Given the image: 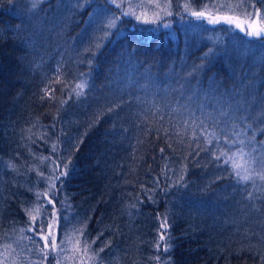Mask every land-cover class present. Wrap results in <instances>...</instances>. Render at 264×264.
I'll return each mask as SVG.
<instances>
[{"label": "trees", "instance_id": "1", "mask_svg": "<svg viewBox=\"0 0 264 264\" xmlns=\"http://www.w3.org/2000/svg\"><path fill=\"white\" fill-rule=\"evenodd\" d=\"M170 2L171 15L140 26L123 14L128 0L122 9L110 0H88L83 8L76 0H44L35 10L30 0H0L3 264H264V199L257 193L253 207L252 183L237 184L230 165L208 150L228 147L233 123L252 124L247 135L257 147L264 143V43L235 24L198 20L184 11L185 0ZM221 2L239 0H193L191 10ZM242 11L218 14L246 19ZM98 12L119 19L98 50L85 52L103 35ZM82 79L88 86L77 96ZM228 105L229 116L220 118ZM207 113V131L220 137L210 145L199 124ZM53 176L52 192L37 201ZM48 199L58 210L57 244L83 227L88 256L104 249L95 261L72 244L46 259L29 251L44 240L28 230L26 209ZM165 216L167 235L157 247ZM40 227L38 221L36 233ZM42 227L47 233L48 224Z\"/></svg>", "mask_w": 264, "mask_h": 264}, {"label": "snow or ice", "instance_id": "2", "mask_svg": "<svg viewBox=\"0 0 264 264\" xmlns=\"http://www.w3.org/2000/svg\"><path fill=\"white\" fill-rule=\"evenodd\" d=\"M44 0H30L31 9L35 10L38 6H40ZM88 0H76L75 7L83 8L85 3ZM112 4H115L117 8L122 9L124 8V0H110ZM192 2L193 0H185L183 5L184 11H191V15L196 17L198 20L201 18L207 19L209 24H218L221 22H225L228 24H235L240 31L244 32L245 35L249 38H255L259 40L261 43H264V12L261 9L256 8V4L259 3L262 7H264V0H239L238 3H230V2H221L219 4H205L203 6V10L200 11H192ZM136 8H153L154 10L151 13V16L148 15L147 11L141 12L139 15L136 14L134 9ZM171 8V2L159 3L155 2V0H149L148 4L140 3V4H133L131 0H128V10L125 11L124 15H133L137 20H142L145 23H155L157 20H160L161 15L167 16L171 15L169 9ZM251 8L252 11H248L247 9ZM222 10H227L229 12H237L240 10L242 11V15L247 18H251L255 15L260 21V26H253V25H246V21H239L233 16L229 15H219L218 13ZM92 16V14H89ZM119 17L113 16L106 20V23L102 25L98 30L103 32L102 36L96 37L95 43L91 44L88 48L85 49V52L92 51L93 49L98 50L101 47V43L109 36L110 30L116 27V21ZM211 51V50H210ZM208 54L206 53L205 56ZM91 63V61H89ZM59 72V68L57 69ZM57 82H59V78H57ZM88 84L86 80H81L79 83L75 85V94L77 96H81L84 94L85 88H87ZM46 95H51V92L46 89ZM63 103V102H62ZM231 111V105H228L227 108H222L218 116L220 118L228 117L229 112ZM205 115V120H200L199 124L202 129V135L204 136L207 144H212L214 140L219 141L220 137L216 134L215 131L208 132L207 131V123L206 120L212 119L213 114L207 113ZM260 119H264V112L259 114ZM232 119L239 120L241 123L248 119L247 116H239L235 117L232 116ZM255 119V118H253ZM187 124V121H185ZM196 122L193 121V124ZM252 128V124L246 123L244 127H240L239 124L233 123L231 129V136L232 138L229 139L228 136H224V144L227 145V148L220 147L217 144L215 150L208 149L209 151H213V155L215 159L219 162L221 159L225 165H230V174L233 175L236 179L237 184H247L249 182L252 183L253 191L248 192L247 199L249 201H253V207H255V199L257 198L256 194L259 193V198L264 199V143H262L259 147L256 146L255 136L249 137L247 132L249 129ZM260 131H264V129H260ZM195 135V132L193 133ZM238 145L235 148V151H232V147ZM53 150H55V145L53 146ZM163 151V150H162ZM48 159V158H44ZM9 167H15L13 164H9ZM59 165L53 162V171L55 172L58 170ZM61 175H65V173H61ZM58 176H53L51 182L49 184V188L47 192L44 193H37V201L41 199L42 196H48L52 189L55 187V181L58 180ZM183 180V176H181L178 180L174 183L179 184ZM261 181L260 185L256 184V181ZM46 205H51L52 211L49 213L48 208ZM32 222V227L28 230L33 233V236L40 234V238L44 240V244L37 245L35 249H29V251H36L42 259H46L47 256L51 252H63L65 244H72L74 252L84 254L89 260L95 261L96 258L99 256V252H102L104 249L101 248L99 252L93 253L91 256H88L89 251L91 250V245L82 239L84 234V228L81 227L79 229L74 228L70 233H65L64 238L60 240V243L57 244L55 230L59 227V216L58 210L55 207V203L52 199H48L45 204H39L37 207L27 210ZM34 213V214H33ZM49 216L50 220H45L44 217ZM39 221L40 233H36L35 226ZM44 223L48 224V232L44 233L42 225ZM168 227L167 224V217L165 216L163 222L160 225L161 235L159 237V241L157 242V247L161 241L165 240V236L167 235L166 229ZM21 233L24 232V229H20ZM7 235V234H5ZM29 239H32L31 237ZM170 240V237H169ZM75 241V243H73ZM34 242V241H33ZM110 243V242H109ZM83 245V247H81ZM105 247H108L106 244ZM171 247L170 243H165L164 249L165 252ZM11 248V245L5 244V259L7 257L8 250ZM157 261L159 262V257H156ZM0 264H3V261H0ZM59 264V261L57 262Z\"/></svg>", "mask_w": 264, "mask_h": 264}, {"label": "rangeland", "instance_id": "3", "mask_svg": "<svg viewBox=\"0 0 264 264\" xmlns=\"http://www.w3.org/2000/svg\"><path fill=\"white\" fill-rule=\"evenodd\" d=\"M144 1H146V0H144ZM169 11L171 12V9H169ZM140 13H141V11L139 13H136V14L139 15ZM148 15H151V12H148ZM221 15H229V16L235 17L239 21H246L247 22L245 25L246 27H247V25L260 26V24L258 22H256V24H255L254 18H250V19L246 18L245 19V18H241L239 16H235V15H231V14H221ZM163 17H166V16L161 15V18H163ZM94 20H96L100 23H104L106 21V15L101 13V12H98V13L94 14ZM140 21H142V20H140ZM143 23H145V22L142 21L140 26H142Z\"/></svg>", "mask_w": 264, "mask_h": 264}]
</instances>
